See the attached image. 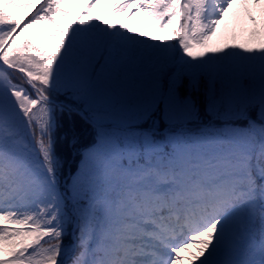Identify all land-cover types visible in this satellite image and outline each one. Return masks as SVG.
<instances>
[{"label": "snow or ice", "instance_id": "snow-or-ice-1", "mask_svg": "<svg viewBox=\"0 0 264 264\" xmlns=\"http://www.w3.org/2000/svg\"><path fill=\"white\" fill-rule=\"evenodd\" d=\"M102 2L0 0V264H264V0Z\"/></svg>", "mask_w": 264, "mask_h": 264}, {"label": "rangeland", "instance_id": "rangeland-1", "mask_svg": "<svg viewBox=\"0 0 264 264\" xmlns=\"http://www.w3.org/2000/svg\"><path fill=\"white\" fill-rule=\"evenodd\" d=\"M115 4V0H103L101 6L96 10V14L100 15L103 19H112L114 22L127 23L129 27L137 29L139 31H150L151 22L144 18L142 12H136L129 17V13L117 14L111 16L112 8ZM83 2L74 7H79L83 10ZM251 14L257 16L258 20L261 19L260 11L258 9H252ZM248 10L243 7H234L229 15L225 18V22L220 26V32L213 38L212 43L223 46L224 44H244L247 46L256 47L259 42L264 39V34H256V26L251 24L248 19ZM102 20L99 23L102 24ZM150 39V37H149ZM196 251L195 246L189 249L187 253H181V256L185 259L187 264L188 256L190 253Z\"/></svg>", "mask_w": 264, "mask_h": 264}, {"label": "trees", "instance_id": "trees-1", "mask_svg": "<svg viewBox=\"0 0 264 264\" xmlns=\"http://www.w3.org/2000/svg\"><path fill=\"white\" fill-rule=\"evenodd\" d=\"M85 142H87V137H86V139H85Z\"/></svg>", "mask_w": 264, "mask_h": 264}]
</instances>
